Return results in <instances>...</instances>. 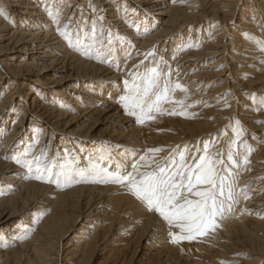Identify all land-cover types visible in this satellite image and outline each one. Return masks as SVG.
Masks as SVG:
<instances>
[{"label":"bare ground","instance_id":"bare-ground-1","mask_svg":"<svg viewBox=\"0 0 264 264\" xmlns=\"http://www.w3.org/2000/svg\"><path fill=\"white\" fill-rule=\"evenodd\" d=\"M185 1L0 0V10L4 13L0 15V95L6 94L0 103V231L12 225L8 234L0 232V264H181L172 262L178 257L173 253V243L166 236L168 231L163 224H159L153 216L140 214L136 202L129 199L130 196L128 198L125 191L121 192L120 184L110 182L106 173L124 175L132 172V164L136 163L146 146L141 128L137 124L133 125V120L126 117L121 97L127 95L125 80L129 86L133 81L141 83L138 80L141 76L138 79L136 74L134 76L135 67L142 71L145 68L149 71L152 69V62H149L151 59L145 56L149 48L155 47L166 52L170 66L179 65L183 74L188 70L187 77L179 76L185 83L180 84L183 87L188 85L187 88L193 91L199 105L208 97L213 98L223 91L220 87L205 92L204 86H212L217 78L225 77L224 81L229 80L241 70L242 55L238 58L236 52L241 51L242 44L239 45L236 38L238 31L246 29L245 23L248 21L244 24L233 23L236 15L241 14L243 4L240 5L239 1H244L219 0L207 9L201 3L200 8L190 10L182 8ZM250 7H255L264 16V0L250 2ZM212 17L221 18L229 26H233L230 30L233 37L226 39V44L211 45L208 53L199 52V55H194L193 63L197 66L201 62L198 60L205 59L211 61L212 64H208L212 66L206 65V70L190 76L187 67L192 62L188 54L189 41L182 43L178 36L189 24L194 26ZM244 18L242 15V20ZM243 37L244 34L242 40ZM255 42L251 41L254 45L257 44ZM208 57L214 59L208 60ZM244 58L246 59L245 56ZM250 60L252 61V57ZM225 62L226 68L218 73L213 72L214 67ZM245 65L249 66L247 63ZM172 70L167 64L162 84L176 81ZM129 71L130 80L126 76ZM230 71L231 74H228ZM255 81L250 79L249 86L239 84L234 86V90L253 86L258 92L264 91V76H258ZM22 97L24 100H21ZM30 97L31 104L27 105L26 101ZM225 97L224 101L230 99V96ZM15 99L18 100L15 116L7 135L5 138L3 135L2 139L3 118L13 111ZM246 103L249 102L246 100ZM182 107L184 108V104ZM156 114H153L155 118ZM214 114L215 112L211 113L212 116ZM161 120L164 121V118ZM37 123L43 124L40 130ZM174 127L179 129L178 135H183L186 139L202 136L213 130L203 124L180 123ZM147 130L149 132L148 128ZM37 133L41 135L39 139H32L33 147L28 159L24 161L35 167L30 166L29 169L22 166L23 158L28 154L27 138H35ZM61 134L62 137L59 136ZM175 140H179V137L176 136ZM14 147H17L15 155H8L7 158L4 153ZM17 159L21 163H17ZM36 168L39 169L35 170ZM46 168L48 172H45ZM62 170L73 171L71 183L62 181L57 186L56 183L47 182L49 175L54 178ZM246 170L248 171L247 168ZM41 174L45 177L43 181L36 179ZM254 196H257L256 192ZM31 209L36 214L28 219L26 217ZM126 216H132L134 220L142 218L143 225L138 228L135 223L128 221L131 217L127 220ZM132 225L134 229H129ZM261 225L264 229L263 222ZM75 230L79 233L74 234ZM146 232L148 235L145 243L143 235ZM258 242L260 252L252 254L256 263L264 258V237ZM99 259L102 261L97 262Z\"/></svg>","mask_w":264,"mask_h":264},{"label":"rangeland","instance_id":"rangeland-1","mask_svg":"<svg viewBox=\"0 0 264 264\" xmlns=\"http://www.w3.org/2000/svg\"><path fill=\"white\" fill-rule=\"evenodd\" d=\"M243 1H242L243 3H241V1H239L240 5L243 4L241 6L243 9L242 8L240 9L241 14L236 15L235 22L233 24H235V23L238 24L239 22H243V24H244L245 22L248 21L247 24L245 23L246 29L238 31V33H239L238 37L237 38L235 37L237 40H239V42H238L239 45L242 44L240 47V50L241 51L243 50V51L242 52L241 51L236 52V54H237L238 58H240L242 55L243 58L241 57L240 59H242L243 61H240V62H242V64H244V67L241 64V66H240L241 70L238 73H234L233 77L229 80L224 81L225 77L217 78L213 82L214 85L212 84V86L211 85L204 86L205 92H210L211 90L220 89V87L223 88L222 89L223 91H221L219 94L213 96V98L208 97L207 98L208 100L206 99V101H204V102L202 101V103H200V104L204 105V106H202V105L197 104L198 101L195 99L193 91L190 88H187L188 85H184L183 88L186 89L187 91L184 92V91H181L179 89H175L172 92V94H170V97H172L169 100L171 102V104H168V103H170L169 101L166 102V104H164L165 102H162L161 108L163 109V112H165L164 114L166 116L164 114L153 113L154 115L156 114L155 120H151L152 122L150 120H148V122H146L147 121L146 120L144 124H140L136 120L135 116L127 114L129 109L126 110V117L133 120L132 121L133 125L137 124L136 126L141 128V130L144 134V144L146 145V146L144 145L145 151L143 150V152L141 153V156L139 157V159L135 163L137 165V168L140 171L150 172L156 166V164H160V165L166 164L168 162L169 157H175L178 161L180 153L186 154L187 162H194V158H198L203 153V147L205 145L208 146L210 152H212V153L218 152L221 154L220 156L217 157V159H223L224 165H222L220 167H226V168L231 169V171H232V176L230 177V179L233 182L234 201L232 202L231 211H225L223 218H217V224L218 225L220 224L223 227H221L219 225L214 231H210L207 235H204V236H198L196 239H194L192 241L185 240L179 244H173V246H174L173 247V249H174L173 253L177 254V257H178L177 260L172 261L173 263L181 262V264H249V263L250 264H264V258H262L258 263H256V258L252 255V254L260 252L259 251L260 248L258 247L259 246L258 240L260 238L264 237V233H263L264 229L262 228V225H261L262 222L264 224V210H263L264 209V206H263L264 205V199H263V197H264V185H263V183H264V170H263L264 169L263 168L264 167V107L258 106L250 96V94H254V96L257 99L264 98V91H261L262 93L258 92L257 88L254 89L253 86L249 87V89L243 87V88L239 89V91L234 90V86H237L239 84L248 85L250 83V79H251V81H255L258 76H262V75L264 76V71H263L264 70V67H263L264 66V64H263L264 63V54H263L264 50H262V47H264V16L262 14H260L259 12H257L256 11L257 9H255V7H253V8L250 7V2H254L256 0H254V1L243 0ZM218 2H219V0H188V1L186 0L181 6L183 9L190 10L191 8H194V7H195L194 9L200 8L201 7L200 4L203 3L204 7L207 9L209 6H211L212 3L217 4ZM247 3H249V4H247ZM218 8H219V6H218ZM247 9H249L248 10L249 12L247 11ZM247 13L249 15H247ZM242 15L245 16V18L243 20H242ZM247 18H248V20H247ZM204 22H202L200 24L196 23V25L194 24V26H193V24H189V26H187L178 36V39H180L182 41V43H187V41H189V43H187L190 47V49H188V54H190L189 57L191 56L192 62L190 63L191 65L190 66L188 65L187 67L189 68L190 76H195L196 74H199L201 72V70L202 71L206 70L209 67V65L212 64V63H210L211 61H207V59H205V60H198L201 62H198V66H197L196 63L195 64L193 63L194 59H195L194 55H199L200 53L201 54L208 53L207 51L209 49H211L212 46H216V45L220 46L221 44H226V41L233 37L231 35V31H230L233 26H229L221 18L212 17V18L206 19ZM251 24H252V26H251ZM261 25H262V27H261ZM254 29H256V30H254ZM244 30H246V32ZM258 30L261 32H258ZM243 34H244V37L242 40L241 38H242ZM262 34H263V36H262ZM212 37H214V38L212 39ZM221 37H224L223 38L224 41L222 39H219ZM209 38L212 40H210ZM249 38H250V41L248 40ZM252 38H253V40H252ZM258 38H260V39L258 40ZM174 40H176V39L174 38ZM256 40L258 42H255ZM251 41L253 43L255 42L257 44L254 45L251 43ZM259 44L262 45V47ZM244 45H245V47H247L246 50H245ZM256 45H257V47H256ZM165 46H166V44H165ZM165 46H164V48L166 49ZM249 48H251V49H249ZM257 49H258V52H257ZM259 49H261V51H259ZM204 51H206V52H204ZM251 51L253 54L251 53ZM191 52L192 53L196 52V53H194L192 55ZM255 52L258 53V56ZM248 53L251 55L252 61L250 60L251 57H250V55H248ZM145 56L149 60L151 59V61H149V62H152L151 67L157 68L158 72L160 73L161 82L163 81V78H164L163 76H165V74H166L165 69H166V66L168 64L169 69L174 70L175 74H173V76L175 75V78H176V81L169 84V85L174 86L177 83L180 84V82L182 85L185 84L182 81L183 79L180 77L184 76V75H185V77H187L188 76V72H187L188 70L186 71V74H183V72H181L180 69L178 68L179 65H175L176 67H174L173 65L170 66V62L167 58L168 56H167L166 52H162L159 48L151 47L146 51ZM160 56H161V58H160ZM244 56L246 57V59L244 58ZM261 56H262V58H261ZM210 58L214 59L213 57H208V60H211ZM104 59H106V58H104ZM248 59H249V61H248ZM259 59H260V62H259ZM253 60H255V61H253ZM166 61H167V63H166ZM243 62L247 63L249 66L245 65V63H243ZM208 63H210V64H208ZM154 64H156V65L154 66ZM258 64L260 66H258ZM226 65H227V63L225 62V63H222L221 65H218L217 67H214L215 70L213 69L214 70L213 72H215V73L220 72L221 70H223V68H226ZM210 66H212V65H210ZM205 67H206V69H205ZM219 67H221V68H219ZM256 67H258V68H256ZM260 67H262L263 70ZM245 68L247 70H245ZM173 70H172V72H173ZM175 70H177V71H175ZM130 71H132V69ZM130 71L126 75L129 80L131 77ZM135 71H136V73L135 72H133V73H134V76L136 74V79H138L137 77H140V76L142 77V75L144 76V74L147 73V71L149 72V70H147L146 68L142 71V69H139V68L136 69V67H135ZM245 71H246V73H244ZM248 71H249V73H248ZM253 71H254V75H253ZM240 72L244 73L245 75L240 73ZM137 73H139V75ZM228 74H231V71ZM249 74H250V76H249ZM259 74H262V75H259ZM241 75L244 78H242ZM178 78L180 79V81ZM236 79H237V81H235ZM138 80H140V79H138ZM244 80L246 82H242ZM125 81H127V80H125ZM255 82H254V84H255ZM200 86H203V84H201ZM189 92H191L192 94ZM125 93L128 94V90L125 91ZM174 93L176 94V97L179 95V97H177L178 99L174 96L175 95ZM177 93H178V95H177ZM3 95L4 96H2V94L0 95V103L3 101L6 94L3 93ZM181 95H183V96H181ZM225 96H230V99L228 101H224L226 98ZM242 97H244V98H242ZM247 98H249V99H247ZM180 99H182V100L180 101ZM185 99H187V100H185ZM21 100H24V97H22ZM243 100H245V101H243ZM246 100L249 103H246ZM17 101L18 100H16V99L13 101L14 102L12 104L13 105L12 106L13 111L11 110L12 112L8 114V117L6 116V118L4 117L5 119L3 118V120H4L3 125L4 126H3V129L1 131L2 139H3V135L5 138V135H7V131H9L10 126L12 125V118L15 116V108H16V102ZM31 101H32L31 97L29 99H27V101H26L27 105H30ZM172 101H176V103L174 104ZM214 101H216L217 104ZM195 103L197 105H195ZM183 104H184V108L182 107ZM192 104H194V105H192ZM207 105H209L210 107ZM211 105H214V106L212 107ZM178 106H180V108H178ZM178 109H179V111H178ZM182 109H184V111H182ZM192 109H194V110L192 111ZM203 109H205V110L203 111ZM173 110H175L177 112L182 111L183 114H178V115L167 114L168 112L173 111ZM129 111H131V110H129ZM247 111H249V112H247ZM213 112H215V114L212 116L211 113H213ZM243 112H245L246 115ZM191 114L193 116L190 117L189 115H191ZM242 116L244 118H242ZM246 117H248V118H246ZM163 118H164V121L161 120ZM159 120H160V122H159ZM1 122H0V124H1ZM174 123L175 124H180V123L181 124H203L205 126H209L213 130H211L210 132H208L202 136H196V137H193L191 139H186V138H184L183 135H178L179 129L174 127L175 126ZM37 124L40 126L38 130H40V128L42 127L43 124L42 123L41 124L37 123ZM147 128L149 129V132H148ZM163 128L165 130H163ZM150 131H151V133H150ZM255 131H257V132H255ZM146 132H147V134H146ZM152 132H154V133H152ZM156 132H158V133H156ZM148 133H150V134H148ZM26 135H27V133H26ZM40 135H41L40 133H37V135H35V138H32V137L27 138L28 145H27L26 149H28V150H26V151L28 152V154H25V156L23 158V162L28 159L30 149L33 147L31 144L32 139H35V140L39 139L38 137H40ZM59 136L62 137V134ZM176 136L179 137V140H175ZM146 138L147 139L149 138V139L147 140ZM45 143H47V142L45 141ZM45 143H43V144H45ZM255 144L257 146H255ZM248 148L251 149L250 152L248 151ZM152 149H161L162 151L152 152V151H150ZM238 149H240V150H238ZM14 150H17V147H14L12 150L10 149V150L6 151L7 153L6 154L4 153V155H6L7 158H8V155H9V157H10V155L14 156L15 155ZM241 150H243V151H241ZM102 151L104 152V149H102ZM229 151L234 152V158L237 161L238 165L241 164V166L239 165V167L232 168L231 164L228 163V161H227V155H228ZM238 152H239V155H238ZM242 155L244 157L247 156V162H243L244 157H242ZM141 157H145V160L142 161ZM241 157H242V159H241ZM137 158H138V156L135 157V159H137ZM258 158H260V159H258ZM239 159H241L240 162L242 161L243 164L239 162ZM153 160H155V162H156L155 164L152 163ZM41 162H42V158H41ZM23 164H26V162H24ZM142 165H144V166H142ZM147 165H151V166L149 167ZM250 165H251V167L252 166L253 167L251 168ZM30 166H32V165L30 164ZM33 168H35V167H33ZM246 168L248 169V171L246 170ZM258 168H260V169H258ZM38 169L39 168H36L35 170H38ZM251 169H255V170H251ZM245 170H246V172H245ZM239 171H240V173H239ZM259 171H261V173ZM249 172H250V174H249ZM71 174H73V171ZM224 174L227 175V172H225ZM31 176H33V175H31ZM238 176H239V179H238ZM247 177L248 178L250 177V179H248ZM241 178H242V180H241ZM247 179H248V181H247ZM123 187H125V186H122L120 188L121 192L125 191V193H127V195H128V198L130 196L129 199H131L132 201L134 200L133 202H136V204L135 203L134 204L136 205L137 208L138 207L140 208L139 209L140 214L146 215V216L150 215V216L155 217V219L159 221V224H161V225L163 224L162 226H164L166 231H168L169 233H170V231L176 232V233L179 232V229H170L169 225L163 220L162 217L159 216L158 213H156L155 211L148 210L147 205L145 203H143L142 201L137 200L131 194L129 188L126 187L124 189ZM243 189H244V191H243ZM255 192H256L257 196H254ZM242 194H243V197H242ZM260 195H262V196H260ZM133 198H135V199H133ZM242 198H244V199H242ZM247 198H250V200H247ZM254 198L256 200H254ZM261 199L263 201H261ZM242 202L245 203L243 206H241L243 204ZM247 202H249V203H247ZM235 204H236V206H235ZM34 214H36V212L34 211V209H31L29 211V215L26 218L31 219L30 217H32ZM36 216H39V214ZM138 218H140V217H138ZM25 219H22V220H25ZM125 219H127V220L129 219L128 221L133 223V224L135 223V226H137V227L138 226L141 227L143 225V222L141 220L142 218H140L138 220L135 219L136 220L135 221L132 218V216H126ZM22 220H21V222H22ZM224 220H225V222H224ZM236 220L237 221L240 220V221L236 222ZM232 223H234L235 226ZM11 227H12V225L5 230L4 229L1 230L0 232L8 234V231L12 230V229H10ZM226 227H228V228H226ZM129 229H134V226L132 225V227ZM224 229H226V231ZM77 232L78 231L75 230L74 234H77ZM168 232H167L166 236H169L168 238H170V241H171L172 237L170 234H168ZM218 232H220L221 234ZM225 232H226V234H225ZM127 233H128V231H127ZM147 233L148 232H146L143 235L145 237L143 242H145V243L147 242L146 241V238L148 235ZM213 233H215V234H213ZM219 234H220V236H219ZM139 236L141 237V235H139ZM133 237H134V235H133ZM148 243L151 244V242H148ZM202 249H204V252ZM262 253L264 254V251ZM210 254H212L213 256ZM215 255H216V257H215ZM98 261L101 262L102 259L97 260V262ZM62 264H66V262L62 263ZM67 264H68V262H67Z\"/></svg>","mask_w":264,"mask_h":264},{"label":"snow or ice","instance_id":"snow-or-ice-1","mask_svg":"<svg viewBox=\"0 0 264 264\" xmlns=\"http://www.w3.org/2000/svg\"><path fill=\"white\" fill-rule=\"evenodd\" d=\"M0 15H4L0 10ZM264 50V47H262ZM141 83L133 81L128 87V94L121 97L123 107L127 114L135 116L140 124L146 120H155L153 113L164 114L161 108L162 102H168L170 94L175 90L186 91L179 83L170 86L169 83H161L160 73L153 67L144 76L140 77ZM254 102L264 107V98L257 99L250 94ZM174 104L176 101H172ZM169 115L183 114L175 110ZM187 118V117H186ZM152 152L162 151L152 149ZM250 152L251 149L248 148ZM220 153H212L207 145L203 147V153L194 158V162H187L185 153H180L178 161L175 157H169L164 165L156 164L150 172L140 171L135 163L132 164V172L124 175L107 174L112 183L129 188L131 194L147 205L148 210L155 211L169 225L170 229H179V232L170 231L171 243L179 244L182 241H192L198 236L207 235L219 225L217 218H223L225 211H231L234 201L233 182L230 177L232 171L224 165L223 159H217ZM145 160V157H141ZM227 161L232 168L238 167L234 158V152L229 151ZM247 162V156L244 157ZM17 163H21L17 159ZM155 164V160L152 161ZM29 167L28 164H23ZM144 166V165H142ZM151 166V165H147ZM49 170L46 168L45 172ZM227 172V175L224 173ZM83 175V173H79ZM36 179L45 180L43 174ZM72 182L70 170H62L53 178L49 175L47 182L56 183ZM105 182V181H101Z\"/></svg>","mask_w":264,"mask_h":264}]
</instances>
